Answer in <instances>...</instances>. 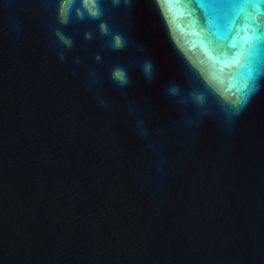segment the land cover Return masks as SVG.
<instances>
[{
	"label": "water",
	"instance_id": "water-1",
	"mask_svg": "<svg viewBox=\"0 0 264 264\" xmlns=\"http://www.w3.org/2000/svg\"><path fill=\"white\" fill-rule=\"evenodd\" d=\"M0 264H264V0H0Z\"/></svg>",
	"mask_w": 264,
	"mask_h": 264
},
{
	"label": "clouds",
	"instance_id": "clouds-1",
	"mask_svg": "<svg viewBox=\"0 0 264 264\" xmlns=\"http://www.w3.org/2000/svg\"><path fill=\"white\" fill-rule=\"evenodd\" d=\"M117 76L122 79V74L117 73Z\"/></svg>",
	"mask_w": 264,
	"mask_h": 264
}]
</instances>
